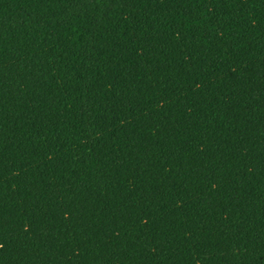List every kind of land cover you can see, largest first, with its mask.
<instances>
[{"label":"trees","instance_id":"16d2710c","mask_svg":"<svg viewBox=\"0 0 264 264\" xmlns=\"http://www.w3.org/2000/svg\"><path fill=\"white\" fill-rule=\"evenodd\" d=\"M0 264H264V0H0Z\"/></svg>","mask_w":264,"mask_h":264}]
</instances>
